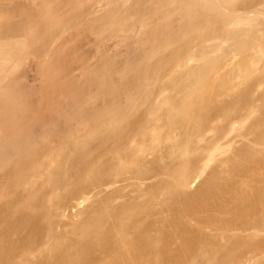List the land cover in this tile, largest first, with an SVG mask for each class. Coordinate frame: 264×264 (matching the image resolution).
<instances>
[{
    "label": "bare ground",
    "instance_id": "6f19581e",
    "mask_svg": "<svg viewBox=\"0 0 264 264\" xmlns=\"http://www.w3.org/2000/svg\"><path fill=\"white\" fill-rule=\"evenodd\" d=\"M256 90L264 0H0V264H264Z\"/></svg>",
    "mask_w": 264,
    "mask_h": 264
},
{
    "label": "rangeland",
    "instance_id": "374dc122",
    "mask_svg": "<svg viewBox=\"0 0 264 264\" xmlns=\"http://www.w3.org/2000/svg\"><path fill=\"white\" fill-rule=\"evenodd\" d=\"M234 60L236 61V65H235V63H234V62H235ZM238 60H239V58L237 57V59L235 58V59H233V60L231 61V62H232V64L230 63L231 68L237 66V62H238ZM192 63H194V61H193ZM233 63H234V64H233ZM230 65H228L229 68H230ZM222 74H223V73H222ZM215 76H216V75H214V78H215ZM217 76H218V75H217ZM235 76H236V75H235ZM235 76H234V77H235ZM233 80H234V79H233ZM252 81H253V80H252ZM252 81H251V82H252ZM234 82L238 83V84H237L238 87H239V85H241V84L243 83V81H240V79H239V78H236V77H235ZM245 83H246V82H245ZM243 84H244V83H243ZM243 84L241 85V87H242V86L245 87V86H244L245 84H244V85H243ZM246 84H247V83H246ZM243 87H242V88H240V87L237 88V87H236L237 90H236V88H235V90L233 89L234 91H232L231 94H234V95H235V94H238V95H235V96H236V97L238 96V98L241 97L242 94H240V96H239V93H243V92H242V91H243ZM238 89H239V90H238ZM241 90H242V91H241ZM236 91H237L238 93H237ZM239 91H240V92H239ZM235 92H236V93H235ZM258 93L260 94V93H263V92H262V91L260 92V90H259ZM258 93H257V90H256L255 93H253V94L256 95V96H252V97H256V99H258V97H259V100H261V98H263V101L261 100V102L264 104V94H261V95H263V97H262L261 95H260V96H261V97H260ZM251 95H252V94H251ZM221 96H222V95H219V96H218V94H217V97H220V99H221V98L223 99V100L221 101V102H223V103H225V102L228 103V100H229V102H230V99H232V95L229 96V97H231V98H229L228 96L223 95V96L227 97V99H225V97H221ZM235 96H234V97H235ZM252 97H250V98L252 99L253 103L255 104V100H256V99H255V98H252ZM217 99L219 100V98H217ZM233 99H235V100L237 101L236 98H233ZM233 99H232V100H233ZM251 99H250V100H251ZM253 99H254V100H253ZM218 100H217V101H218ZM224 100H226V101L224 102ZM232 100H231V101H232ZM259 100L256 101V104H257V102H258V104L261 103ZM233 101H234V100H233ZM241 101H242L241 104L238 105L239 107H241V106L244 104V100L242 99ZM252 101H251V102H252ZM215 102H216V100H215ZM218 102H219V105H218V104H217V105L214 104V105H215V108L218 107V106H220L221 104H222V106H223V103H221L220 100H219ZM218 102H216V103H218ZM227 103H226V104H227ZM239 103H240V101H239L237 104H239ZM242 103H243V104H242ZM262 103H261V104H262ZM226 104H225V105H226ZM259 105H260V104H259ZM220 107H221V106H220ZM220 107H218V108H220ZM231 112H232V111H231ZM233 114H234V116L236 115L235 113H233ZM234 116H232V117L235 118V117L238 116V114H237L235 117H234ZM221 121L223 122V121H225V120H221ZM221 121H219V122H221ZM222 122H221V123H222ZM215 123L218 124V121L215 122ZM221 123H220V124H221ZM223 123H225V122H223ZM217 124H216V125H215V124H214V125L212 124V127H211V125H210V128H209V125H206V126H208V127H206V128H208V130L206 129V130L203 132V137H202L203 139L201 140V142L198 141V144H199V145L202 144V146L200 145V147H203V146L205 147L206 144H207V142H208L209 140L213 139V138H212V137H213L212 134L214 135V133H215V132H216V131H217V130L223 125V124H221V125L218 124V126H217ZM219 125H220V126H219ZM211 128L215 129L216 131L213 130V129H211ZM209 131H210V132H209ZM212 131H213V132L215 131V132L213 133ZM210 134H211V136H210ZM205 135H206V136H205ZM209 136H210V137H209ZM199 142H200V143H199ZM203 142H204L205 144H203ZM209 142H210V141H209ZM195 146H196V145H195ZM197 146H198V145H197ZM197 146H196V147H197ZM207 146H208V144H207ZM219 155H220V154H219ZM221 156H224L223 153H222ZM221 156H220V157H221ZM211 163H212L211 161L208 163L207 166L212 165V166H209L208 169H207V166H206V165L204 166V167H205V168H204L205 170L203 169V170H204V174H203V172L201 173V174L204 175V176L199 175V177H197V178L195 179L196 182H195V184H193L192 187L189 189V192H194V191H195L194 189H196L197 185L201 184V182H202L203 180H205V178H206L207 175L210 173V171L213 170V168H214V166H215L216 163H215V164H214V162H213L212 164H211ZM206 169H207V170H206ZM205 172H206V173H205ZM207 173H208V174H207ZM200 176H201V177H200ZM201 178H202V179H201ZM202 183H203V182H202ZM195 186H196V187H195ZM193 190H194V191H193ZM88 196H90V199H89V201L87 202V204H88V203L90 204V202H93V200H95V197H93L92 194H89ZM92 197H93V198H92ZM87 204H86V203L83 204V205L81 206L82 208L79 206L81 209L78 208V211H76V210H77L76 208H73L72 210L69 208V209H67L66 212H65V217H66V218L63 216L62 218L59 217V219H56L57 222H58V226L56 225L58 228L55 227L56 230H58L57 233H59V231H62V229H63L64 226L68 225L69 223H72L71 221L74 222V220H77L78 218H77L75 215H77V213L79 212V210H82V209H84V207H87V206H86ZM89 204H88V205H89ZM75 211H76V213H74ZM71 212H72V213H71ZM73 214H74V215H73ZM69 215H70V216H69ZM73 216H74V217H73ZM67 217H68V218H67ZM71 218H72V219H71ZM62 219H64V220H62ZM70 219H71V220H70ZM59 220H60V222H59ZM61 221H62V222H61ZM42 222H43V221H42ZM57 222H56V223H57ZM65 222H66V223H65ZM67 222H68V223H67ZM64 223H65V224H64ZM42 225H44V222H43ZM61 226H62V227H61ZM25 234L27 235V233H25ZM23 236H24V234H23Z\"/></svg>",
    "mask_w": 264,
    "mask_h": 264
}]
</instances>
